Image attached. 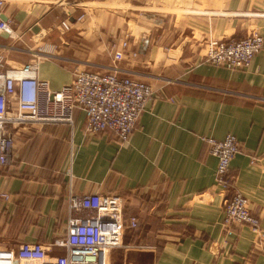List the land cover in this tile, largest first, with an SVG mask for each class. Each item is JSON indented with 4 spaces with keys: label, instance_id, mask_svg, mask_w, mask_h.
Masks as SVG:
<instances>
[{
    "label": "crops",
    "instance_id": "crops-1",
    "mask_svg": "<svg viewBox=\"0 0 264 264\" xmlns=\"http://www.w3.org/2000/svg\"><path fill=\"white\" fill-rule=\"evenodd\" d=\"M140 5L160 12L131 17ZM78 14L70 30H59ZM2 17L14 33L0 32L8 66L54 44L39 60L50 88L76 69H115L148 81L154 96L124 142L86 130L77 108L72 125L18 126L12 163L0 168V248L39 241L62 253L52 242L66 234L70 195L99 192L121 194L126 224L137 219L107 264H264V43L242 69L203 57L212 38L258 29L264 42V0H4ZM123 37L129 46L115 60L110 45L120 48ZM228 133L240 144L230 162L233 187L248 198L259 234L223 223L217 159L201 136Z\"/></svg>",
    "mask_w": 264,
    "mask_h": 264
},
{
    "label": "built area",
    "instance_id": "built-area-1",
    "mask_svg": "<svg viewBox=\"0 0 264 264\" xmlns=\"http://www.w3.org/2000/svg\"><path fill=\"white\" fill-rule=\"evenodd\" d=\"M3 4L4 0H0V32L13 36L10 20L2 17ZM82 17L83 14H78L64 18L59 30H70L73 21ZM263 43L258 29L240 38H212L205 43L203 57L212 64L242 69L250 65ZM128 44L124 38L119 42L120 48L116 47L117 43L110 45L115 60L123 57L122 50ZM53 49L54 44H41L33 50L35 57L19 66H8L5 53L0 52V168L12 163L18 126L31 122L72 125L77 108L85 113L86 130L109 131L124 142L154 96L148 81L115 69H76L69 82L52 89L48 80L38 76V71L41 57L52 55ZM132 54L136 55V51ZM201 138L217 159L215 182L226 195L223 223H245L259 234V218L251 212L248 198L233 187L230 162L240 150L237 138L231 133L221 139ZM67 206L66 234L52 242L62 253L51 255L42 242L22 241L17 247L0 248V264H107V253L122 244L125 228L137 226L135 217L130 219L129 226L126 224L125 200L121 194H71Z\"/></svg>",
    "mask_w": 264,
    "mask_h": 264
},
{
    "label": "rangeland",
    "instance_id": "rangeland-1",
    "mask_svg": "<svg viewBox=\"0 0 264 264\" xmlns=\"http://www.w3.org/2000/svg\"><path fill=\"white\" fill-rule=\"evenodd\" d=\"M116 7V9L115 10H121V13L122 12H124L125 10H123L125 7H123L122 9H121V7H118L117 8V6H115ZM117 12H119V11H117ZM128 12H132V14H131V17H136V16H139V17H142V15H143V13H153V14H156V13H159V12H157L156 11V8H155V6H153V7H148V8H142L141 7V5L139 6V7H137V8H133V9H131L130 11H128ZM163 12H165V11H163ZM167 12H170V11H167ZM135 14V15H134ZM128 15H129V13H128ZM130 30L132 31V30H136V28H134L133 26H131L130 27ZM133 32V31H132ZM129 35V34H128ZM124 38H128V37H123L122 39H124ZM120 40V39H119ZM118 40V41H119ZM118 41H114V42H118Z\"/></svg>",
    "mask_w": 264,
    "mask_h": 264
}]
</instances>
